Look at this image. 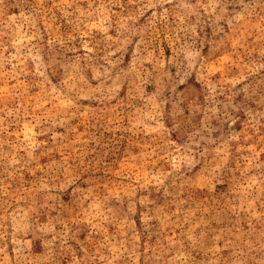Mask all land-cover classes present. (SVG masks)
<instances>
[{
    "label": "rangeland",
    "instance_id": "374dc122",
    "mask_svg": "<svg viewBox=\"0 0 264 264\" xmlns=\"http://www.w3.org/2000/svg\"><path fill=\"white\" fill-rule=\"evenodd\" d=\"M0 264H264V0H0Z\"/></svg>",
    "mask_w": 264,
    "mask_h": 264
}]
</instances>
